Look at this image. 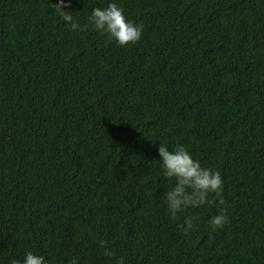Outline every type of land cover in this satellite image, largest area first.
Wrapping results in <instances>:
<instances>
[{"label": "trees", "instance_id": "1", "mask_svg": "<svg viewBox=\"0 0 264 264\" xmlns=\"http://www.w3.org/2000/svg\"><path fill=\"white\" fill-rule=\"evenodd\" d=\"M108 2L73 0L72 30L0 0V264H115L99 239L127 264H264V0H116L141 27L125 46L87 19ZM160 142L218 170L219 197L170 219Z\"/></svg>", "mask_w": 264, "mask_h": 264}, {"label": "clouds", "instance_id": "2", "mask_svg": "<svg viewBox=\"0 0 264 264\" xmlns=\"http://www.w3.org/2000/svg\"><path fill=\"white\" fill-rule=\"evenodd\" d=\"M73 0H48L49 8L60 16L72 30L78 28V23L72 16ZM92 28L101 36L106 37L105 42H115L120 46L134 44L141 38V27L129 20L116 0H109L105 7H93L88 15ZM158 167L160 175L172 181L170 187L163 192L164 207L170 219L185 212L187 209H199L210 204V196L219 197L223 187V180L218 170L202 166L184 144H175L169 148L164 143L157 147ZM193 216H184L179 230L188 235L194 228ZM228 222L224 209L210 217L208 226L212 232L222 229ZM98 246L103 250L102 255L115 264H127L124 256L116 257L104 239L97 240ZM9 264H47L45 257L32 250L25 251L22 259H10Z\"/></svg>", "mask_w": 264, "mask_h": 264}]
</instances>
